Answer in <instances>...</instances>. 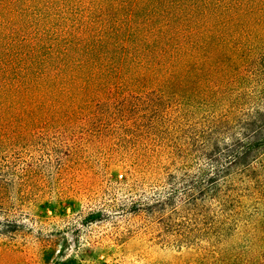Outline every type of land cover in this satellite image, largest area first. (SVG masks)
Returning a JSON list of instances; mask_svg holds the SVG:
<instances>
[{"label": "trees", "instance_id": "obj_1", "mask_svg": "<svg viewBox=\"0 0 264 264\" xmlns=\"http://www.w3.org/2000/svg\"><path fill=\"white\" fill-rule=\"evenodd\" d=\"M129 92L151 104L134 130L145 113L149 131L192 129L134 212L161 243L197 248L194 264H264V214L235 192L264 200V0H0V207L15 175L3 153L42 125L60 141L103 123Z\"/></svg>", "mask_w": 264, "mask_h": 264}, {"label": "rangeland", "instance_id": "obj_2", "mask_svg": "<svg viewBox=\"0 0 264 264\" xmlns=\"http://www.w3.org/2000/svg\"><path fill=\"white\" fill-rule=\"evenodd\" d=\"M124 94L109 95L103 123L60 141L42 125L32 146L2 154L15 175L6 176L0 221L20 225L0 235V264H194L197 248L161 243L152 217L134 212L138 196L171 170L165 155L192 129L176 134L164 122L149 131L154 118L145 113L134 130L126 119L151 104ZM235 192L247 213L264 214V200L241 184Z\"/></svg>", "mask_w": 264, "mask_h": 264}]
</instances>
